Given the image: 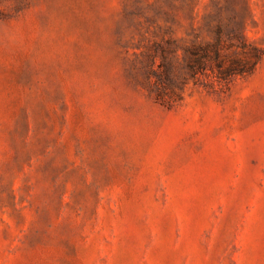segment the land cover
Instances as JSON below:
<instances>
[{"label": "rangeland", "instance_id": "rangeland-1", "mask_svg": "<svg viewBox=\"0 0 264 264\" xmlns=\"http://www.w3.org/2000/svg\"><path fill=\"white\" fill-rule=\"evenodd\" d=\"M0 264H264V0H0Z\"/></svg>", "mask_w": 264, "mask_h": 264}, {"label": "trees", "instance_id": "trees-1", "mask_svg": "<svg viewBox=\"0 0 264 264\" xmlns=\"http://www.w3.org/2000/svg\"><path fill=\"white\" fill-rule=\"evenodd\" d=\"M235 38H238V41H232V46L237 53L230 55L222 52L219 39L213 43L189 45L186 48L185 58L190 76H196L207 65H211L210 60L216 63L219 80L251 73L263 56L262 49L251 43L243 33H240L239 37L235 35Z\"/></svg>", "mask_w": 264, "mask_h": 264}]
</instances>
